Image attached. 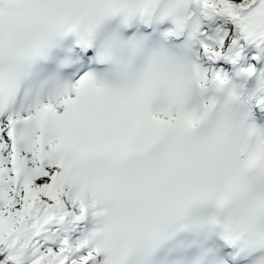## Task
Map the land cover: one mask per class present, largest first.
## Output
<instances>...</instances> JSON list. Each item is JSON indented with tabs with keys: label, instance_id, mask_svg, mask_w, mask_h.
Masks as SVG:
<instances>
[{
	"label": "snow or ice",
	"instance_id": "snow-or-ice-1",
	"mask_svg": "<svg viewBox=\"0 0 264 264\" xmlns=\"http://www.w3.org/2000/svg\"><path fill=\"white\" fill-rule=\"evenodd\" d=\"M52 225L29 264H264V0H0V251Z\"/></svg>",
	"mask_w": 264,
	"mask_h": 264
},
{
	"label": "rangeland",
	"instance_id": "rangeland-1",
	"mask_svg": "<svg viewBox=\"0 0 264 264\" xmlns=\"http://www.w3.org/2000/svg\"><path fill=\"white\" fill-rule=\"evenodd\" d=\"M53 229L52 227H50ZM50 235V230L44 237L39 238L37 242H34L31 246H27V242L25 240L18 241L12 247L7 248V254L9 257H13L15 262L19 264H29V260L31 258V254L33 249L38 246L39 243H42L47 239V236Z\"/></svg>",
	"mask_w": 264,
	"mask_h": 264
},
{
	"label": "bare ground",
	"instance_id": "bare-ground-1",
	"mask_svg": "<svg viewBox=\"0 0 264 264\" xmlns=\"http://www.w3.org/2000/svg\"><path fill=\"white\" fill-rule=\"evenodd\" d=\"M50 227L59 229L61 226H58V225L49 226L50 235H54V233L52 232V229ZM0 264H19V263L15 262L14 260L9 259V255L7 254V250H3V251H0Z\"/></svg>",
	"mask_w": 264,
	"mask_h": 264
}]
</instances>
